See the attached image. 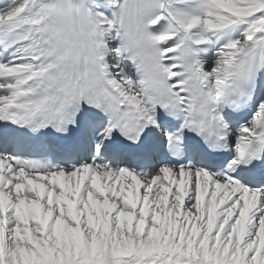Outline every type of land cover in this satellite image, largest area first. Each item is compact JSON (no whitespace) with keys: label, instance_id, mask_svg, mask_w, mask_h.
Segmentation results:
<instances>
[{"label":"snow or ice","instance_id":"obj_1","mask_svg":"<svg viewBox=\"0 0 264 264\" xmlns=\"http://www.w3.org/2000/svg\"><path fill=\"white\" fill-rule=\"evenodd\" d=\"M0 264H264V0H0Z\"/></svg>","mask_w":264,"mask_h":264}]
</instances>
